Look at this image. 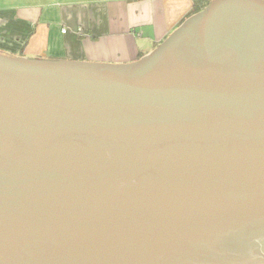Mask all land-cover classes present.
<instances>
[{
    "label": "water",
    "instance_id": "obj_1",
    "mask_svg": "<svg viewBox=\"0 0 264 264\" xmlns=\"http://www.w3.org/2000/svg\"><path fill=\"white\" fill-rule=\"evenodd\" d=\"M0 264H264V1L132 65L0 52Z\"/></svg>",
    "mask_w": 264,
    "mask_h": 264
},
{
    "label": "crops",
    "instance_id": "obj_2",
    "mask_svg": "<svg viewBox=\"0 0 264 264\" xmlns=\"http://www.w3.org/2000/svg\"><path fill=\"white\" fill-rule=\"evenodd\" d=\"M194 14V0L8 1L0 6V52L20 59L132 65Z\"/></svg>",
    "mask_w": 264,
    "mask_h": 264
},
{
    "label": "trees",
    "instance_id": "obj_3",
    "mask_svg": "<svg viewBox=\"0 0 264 264\" xmlns=\"http://www.w3.org/2000/svg\"><path fill=\"white\" fill-rule=\"evenodd\" d=\"M210 2L211 0H194V13L202 11Z\"/></svg>",
    "mask_w": 264,
    "mask_h": 264
},
{
    "label": "rangeland",
    "instance_id": "obj_4",
    "mask_svg": "<svg viewBox=\"0 0 264 264\" xmlns=\"http://www.w3.org/2000/svg\"><path fill=\"white\" fill-rule=\"evenodd\" d=\"M8 1H13V2H18V0H0V6L4 5L5 2H8ZM212 1V0H211Z\"/></svg>",
    "mask_w": 264,
    "mask_h": 264
},
{
    "label": "built area",
    "instance_id": "obj_5",
    "mask_svg": "<svg viewBox=\"0 0 264 264\" xmlns=\"http://www.w3.org/2000/svg\"><path fill=\"white\" fill-rule=\"evenodd\" d=\"M64 32H66V30H64Z\"/></svg>",
    "mask_w": 264,
    "mask_h": 264
}]
</instances>
